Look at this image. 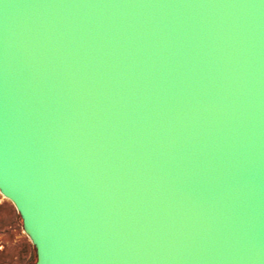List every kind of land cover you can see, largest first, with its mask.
<instances>
[{"label":"water","instance_id":"95a60500","mask_svg":"<svg viewBox=\"0 0 264 264\" xmlns=\"http://www.w3.org/2000/svg\"><path fill=\"white\" fill-rule=\"evenodd\" d=\"M0 194L32 264H264V0H0Z\"/></svg>","mask_w":264,"mask_h":264},{"label":"rangeland","instance_id":"374dc122","mask_svg":"<svg viewBox=\"0 0 264 264\" xmlns=\"http://www.w3.org/2000/svg\"><path fill=\"white\" fill-rule=\"evenodd\" d=\"M35 249L15 208L0 194V264H32Z\"/></svg>","mask_w":264,"mask_h":264}]
</instances>
